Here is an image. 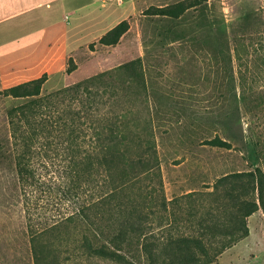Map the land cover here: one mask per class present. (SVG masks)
<instances>
[{
    "label": "rangeland",
    "instance_id": "obj_1",
    "mask_svg": "<svg viewBox=\"0 0 264 264\" xmlns=\"http://www.w3.org/2000/svg\"><path fill=\"white\" fill-rule=\"evenodd\" d=\"M92 1L77 0L81 10L72 16L54 8L48 18L15 21L0 32V264H34L6 114L21 100L1 92L42 73L47 93L140 57L145 88H125L121 71L107 82L116 88L112 98L121 101L119 111L134 107L141 117H151L168 199L211 190L229 172L259 168L264 173V0H205L178 18L144 11L179 0ZM122 19L129 28L119 41L100 44V36ZM237 39L238 53L233 49ZM69 64L75 66L71 72L66 71ZM215 136L230 147L207 143ZM53 195L55 201L60 197ZM58 202L55 212L67 214L70 202ZM180 202L186 208L191 200ZM208 204L203 197L192 202L199 215ZM175 211L160 227L158 216L150 217L160 240L168 232L195 235V217L185 220L183 210ZM247 225L248 235L202 264H264L261 209L247 218ZM86 230L80 225L64 230L63 239L78 252L69 264H117L81 253ZM217 240L215 245H222ZM134 250L123 252L130 257Z\"/></svg>",
    "mask_w": 264,
    "mask_h": 264
},
{
    "label": "trees",
    "instance_id": "obj_2",
    "mask_svg": "<svg viewBox=\"0 0 264 264\" xmlns=\"http://www.w3.org/2000/svg\"><path fill=\"white\" fill-rule=\"evenodd\" d=\"M203 1L151 5L144 13L178 18ZM128 28V20L122 19L98 42L114 45ZM239 46L237 39L236 53ZM74 67L69 64L66 71ZM119 71L126 75L125 88L135 84L145 88L141 58L137 57L51 92H43L46 73L1 92L21 100L6 114L15 173L25 197L33 263L69 264L72 254L78 252L68 246L63 232L72 225L88 230L78 247L87 257L117 264L209 263L221 250L248 235L251 214L259 209L264 214V173L259 168L229 172L218 177L211 190L168 199L151 117H141L134 107L119 111L121 101L112 98L116 88L107 80ZM207 143L230 147L219 136ZM57 193L60 197L55 201L53 194ZM198 197L209 201L200 215L192 205ZM184 199L191 200L186 208L180 202ZM59 200L70 202L67 214L55 212ZM176 209L183 210L185 220L195 217L191 225L195 235L168 232L160 240L150 217L158 216L160 227L169 224ZM218 238L223 241L216 246ZM133 246L135 253L129 257L123 251L126 247L133 250Z\"/></svg>",
    "mask_w": 264,
    "mask_h": 264
},
{
    "label": "crops",
    "instance_id": "obj_3",
    "mask_svg": "<svg viewBox=\"0 0 264 264\" xmlns=\"http://www.w3.org/2000/svg\"><path fill=\"white\" fill-rule=\"evenodd\" d=\"M76 3L77 0H0V32L8 29L15 21H24L34 16L48 18V11L54 8L62 9L61 14L72 16L74 11L81 10L78 6L75 7ZM91 6L93 4H88L87 7Z\"/></svg>",
    "mask_w": 264,
    "mask_h": 264
}]
</instances>
